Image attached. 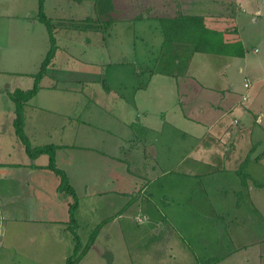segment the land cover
<instances>
[{"label": "rangeland", "instance_id": "obj_1", "mask_svg": "<svg viewBox=\"0 0 264 264\" xmlns=\"http://www.w3.org/2000/svg\"><path fill=\"white\" fill-rule=\"evenodd\" d=\"M53 1L47 0L48 9L53 6ZM72 1L74 4L68 15L83 17L85 13L89 12L90 2L93 0ZM79 1L81 2L80 6ZM194 1L195 3H193ZM197 1L200 3H196ZM30 2L32 7L31 18H35L36 25L32 29L33 51L27 60L26 69L35 74L38 72L40 61L44 56L41 53L46 52L50 43L46 26L38 20L37 0H28V3ZM112 2L113 11L109 10L106 13L109 19L111 18L110 22L104 24L101 20L97 21L100 27V35L96 31L87 33V31L78 29L82 24L81 20L75 22L77 28H61L57 32V43L58 48H60L58 54L60 56L58 55L59 58L58 61L56 59L57 64L54 68H72L67 62L72 56L75 60L74 68L80 69L81 73L79 76L77 74L78 77L74 81H68V83L61 79L54 80V77L50 78L49 76H46L42 81L44 84L53 81L59 82V85L64 86L65 84L70 89L64 86L65 88L55 99L43 97L45 93L39 92L35 98L30 100L32 107L29 109L28 125L32 126L35 122L44 121L53 125L51 134L54 133V126L56 131L52 139L34 140V144L46 143L37 145L43 146L55 142L53 144L61 146V139L58 137L62 133L64 137H74L75 139V146L56 148L57 166L67 175L69 184L77 196V205L72 208L75 223H68L70 221L69 204L74 201V198L66 190H58L54 194L50 187L46 186L44 190L38 189V192H42L43 198H48L51 205L57 197L62 203L68 204L66 206L68 216H65L62 211L55 210L50 204L44 203V206H37L36 208L28 207L31 206L28 202L29 196L31 198L36 196L35 189L28 187L27 174L22 180L19 179V182L17 179L15 180L17 168L9 169L10 172L7 173L8 168L15 167L12 162H18L22 159L18 156L19 145L7 139L0 152L1 159L7 164L0 169L6 174L4 179L0 180V206L4 212L7 210L9 214L15 215L11 218V215L1 214L3 218L0 220V260L4 261V264L64 263L65 260H62V255L64 254L66 259L74 248V233H76L83 248L90 233L98 227V233L101 230V235L95 239L99 241L98 246L106 251L107 255L105 253V256H102L103 259H100L95 247L91 245L80 264H125V262L127 264H264V242L261 246H251L249 252L232 254L235 248L228 240L229 228L227 233L223 230L218 232L219 228H222L220 225H227L229 218H233L232 214L237 209L246 215V220L251 215L258 223L251 227L257 233L247 236L251 239L250 241H254L253 239L256 237H261L260 240L264 239V219H258L260 215L256 209L253 213L251 207L248 206L249 200H244V197L249 195L248 191L246 195L237 192L231 193L232 204L227 202L223 206L222 203H219L222 201L221 191L228 187L237 186L238 183H242V180L247 183L255 181L262 185L264 183L263 170L252 175L251 172L254 170L246 165L244 167L246 173L243 177L236 172L227 175L220 174V178L216 175L208 184L211 190L209 188H207L208 191L206 190L213 204L211 205L204 202V183L200 185L199 180L194 175L190 176L184 168L179 169V165L176 164V161L184 156L185 151L189 149L192 137L188 135L183 137L175 126L166 123L163 129L145 132L147 139L153 141V146L147 147L145 153L147 155L148 152H151V156H144L140 148L119 154L121 146L132 135L130 122L135 121L136 129L142 125L138 121L142 112L135 111V108L128 106L122 98L123 96L126 101L127 99L130 100V97H127L128 92H130L128 88L133 86L131 81L135 80L132 74H137V72L141 74L144 70L147 74L150 68L154 70L165 68L160 63L149 66V58L152 57L143 56V54L144 59L149 60L146 63L140 60L143 57L139 56L138 52H141L145 47L148 48L149 43L137 44L138 41L142 40L141 38L138 39L141 34L136 33L137 19L142 20L145 28H156L159 25V17L171 15L173 12L177 14L179 12L184 14L187 11L196 12L198 10L195 6L200 5L201 2L204 3L202 5L204 16L217 18L219 28L229 25L236 27V35L238 34L243 42L245 53L243 57L197 53L194 58V72L202 75L204 80L211 85L217 84L220 93H224L223 89L230 87L239 95L246 93L249 102L255 93V84L261 83L259 79L264 76V1L112 0ZM92 18H96V15ZM100 18L104 19L105 17L100 16ZM51 21L53 24L52 19ZM65 21L70 22L69 20ZM71 22L74 21L71 20ZM228 28L231 29L232 26ZM110 31H112V37L106 42H101V38H108ZM124 31L128 32V36L133 32V37L130 36V40H133L132 52L126 43L125 35L122 34ZM145 31L149 30L145 29ZM162 38L164 40L163 34ZM151 41L155 40L151 38ZM149 48L152 47L149 46ZM255 48L258 50L257 52L254 51ZM161 51L164 52L161 55L164 61L170 59L169 55L165 54L167 52L166 47L162 48ZM126 60L131 66L125 64ZM243 69H245L246 74ZM98 74L101 75L99 82L97 80L99 79ZM145 74H142L140 78L145 80ZM91 77L95 81L89 80ZM245 78L250 82L249 88L244 86ZM257 78L259 79L252 82ZM104 81L106 85H111L120 91L118 93L121 97L106 94L103 88ZM48 92L51 93V91ZM159 96L160 103H152L153 110H155V112L153 111L154 114L159 113L156 110V105H166L162 95ZM46 107L51 111H46ZM4 116L6 115H3L2 118L6 119ZM230 118L231 116H229ZM232 121L234 124H238V120ZM153 122L156 123L157 120L154 119ZM3 123H5L4 120ZM138 130L140 132V129ZM218 135L216 132H212L210 137H204V141L207 140L210 144V147L204 148V156L208 159L212 157V162L215 164H217L215 158L227 152V148H230L233 139L231 133L226 136ZM66 140L68 141V139ZM201 142L198 144L200 145ZM16 143L19 144V141ZM249 145L250 141L247 139L233 144V148L227 153L229 155L234 154L233 163L235 164H228V169L234 167L236 171L240 170L249 152ZM3 154L4 156H1ZM22 154L21 149V156ZM8 155H10L9 158H7ZM69 155L72 157L71 159ZM250 156L251 159L254 158V154ZM40 161L46 162L47 155L45 154ZM116 161L122 162L124 166L128 165L132 171L138 173H140L139 169L146 166L145 175H148V178L150 176L151 179L141 193L140 189L143 187V182L137 180L135 184L133 181L129 182V180L113 174L116 172L113 169L117 165L118 168L123 166ZM187 163H191L190 159L187 160ZM154 165L161 166L166 171L158 170L156 174L154 171L152 172ZM216 166L219 168L221 165L217 164ZM5 167L7 168L5 169ZM203 169L204 166L197 170ZM215 169L212 168V171H216ZM56 178H58V187L59 177L56 176ZM200 186L203 188L202 190H200ZM101 191L103 193L98 195V192ZM87 193H90L91 198L87 197ZM126 195L128 196L127 199H125ZM148 198L152 200L147 201ZM126 200L129 202H125ZM238 200L245 203L240 209L234 204ZM124 206H131V208H123ZM135 206L137 208L146 206L148 209L155 206V214L153 215L158 220L157 215H166L167 219L164 220V217V223L161 225V235L152 230L151 224L144 222L146 225H136V220L132 218V214L138 213L139 209L131 211ZM256 207L264 210V206ZM120 211L121 213H130V222L126 219H116L118 220L116 223L115 221H108L110 217L112 218ZM220 217L223 218V223ZM63 219L65 221H62ZM146 219L147 217H144L143 221ZM137 221L140 222L138 219ZM249 221L247 220V222ZM216 222L217 226L214 225ZM72 225H74L75 231L70 227ZM121 233L125 236V243H122ZM243 240L248 241L246 238ZM237 243L240 244L239 239H236L235 244ZM99 251L101 252L98 250V253ZM258 251H260V257ZM229 253L232 256L226 257L225 255H229ZM244 254L249 257V262H242V255ZM111 256L112 260L110 259ZM174 256H178V258H173ZM258 258L260 259L257 260Z\"/></svg>", "mask_w": 264, "mask_h": 264}, {"label": "crops", "instance_id": "obj_2", "mask_svg": "<svg viewBox=\"0 0 264 264\" xmlns=\"http://www.w3.org/2000/svg\"><path fill=\"white\" fill-rule=\"evenodd\" d=\"M31 1V0H30ZM82 1V0H81ZM254 1V0H251ZM257 1V0H255ZM264 1V0H263ZM54 4L51 7V9L47 8V0H44V12L47 17L53 20V34L56 40V51L54 54V57L52 58L51 63L48 65L47 72L43 75V77L39 80V89L36 92V94L31 97L25 104H24V132L25 135L28 137L29 141L31 142L32 146H37L41 144L46 143H33L34 140L38 139H52L53 134H55V126H54V133L51 134V130L53 129V125H50L48 123H45L44 121L41 122H35L34 125L30 126L28 125V114H30V108L32 107V104L30 103V100L35 98L39 92H44L43 97H52L58 98L60 95L59 93L63 88L66 87V85H59V82H50L47 84L43 83V79L46 76L54 77V80L61 79L62 81H74L76 77L79 76L81 73V70L78 68H74L75 66L73 63L75 60L73 57H69L67 62H69L70 66L72 68H63V67H56V59L58 61L59 58V49L58 43H57V32L59 29H75V22L77 20L85 19L86 17H94L96 15L95 11V2L96 0H93L90 2L89 6V12L85 13L83 17H79L77 15H68L69 12L72 10L73 1L71 0H54ZM71 2V3H70ZM33 3V2H32ZM68 3V4H66ZM79 6L81 2L79 1ZM195 3V1L193 2ZM196 3H200L197 1ZM202 5L204 3L201 2L200 5H196V12L187 11L184 14H190V15H204V9L202 8ZM31 2L28 3V0H0V152L1 147L6 140H10V142L15 143L18 146V156L21 157L20 161L18 162H12L15 164L14 168H8L7 173H9V169H16V176L15 180L17 179V182H19V179L22 180L24 175L27 174V184L29 183L28 187L35 189V194L33 198H30L28 201L32 208H36L37 206H44L45 204H50L48 198H43V193L38 192V189L44 190V187L48 186L56 194L58 192V178H56V175L50 171L49 169L44 168V166L48 162V155H47V161H40L39 160L45 155L40 154V157H36L35 159H30V157L27 155L24 149V145L21 143L20 139L15 133L13 120L15 117V104L14 101L11 98L12 92L15 90H22L26 91L30 88H32L34 84V73H30L27 68V60H29V57L32 55L33 51V32L32 29L36 25L35 18H31ZM37 9H38V0H37ZM184 9V8H182ZM195 9V8H194ZM244 10V9H243ZM126 18V17H125ZM213 18V17H209ZM39 20V19H38ZM65 20H69L65 21ZM71 20L74 22L72 23ZM40 21V20H39ZM136 24V33L138 32L141 34V41H138L137 44L143 43L148 44L152 48H144L141 50V52H138V55L143 56H149L152 58H149V66L156 65L158 63L162 64L165 68L164 69H157V70H151L146 72H142L141 74L137 72V74H132V77L134 76V81H131L133 83V86H129L130 92H128L127 97H130V100L126 99L122 96L125 103L135 108V111L142 112L140 118L138 117V121L142 124L140 128V132L138 129H136V126L134 125L135 121H131L130 130L132 132V135L129 137L128 141L121 146V150H119V154L124 153L128 150L130 152L131 150H134L135 148H140L144 154V156H151V152H148L146 155V148L153 146V141L148 140L146 137L145 132H148L149 130H160L164 128V124H169L170 126H175L179 129L180 135L183 137L185 135H188L189 137H192L190 147L188 150L185 151L184 156H181L177 161L176 164L179 165V169L184 168L186 170V173L190 176L194 175L198 180L200 185L204 183V202L210 203L209 193H206V190L208 184L210 183L211 179H214V177L217 175L218 178H220V174L227 175L231 172L238 173L234 167H231L230 169L227 168V165L234 162L235 156L234 154H228L227 152L233 148V144L236 142H241L242 140L247 139L250 141L249 145V152L247 154L248 162L247 165L249 168H252L251 174L255 175L257 174V171L263 170L264 171V76H261V79L257 78L252 80V82L259 79L261 83L255 84L254 90L255 93L253 94L251 100L248 102V95L241 94L235 92V90L230 87L223 89L224 93H220V90L218 88V85H211L210 83L206 82L204 80V77L202 75H199L198 73L194 72V58L197 53L191 54L186 61L183 62L180 66L177 65V62L171 59H168L166 61H158L160 55L162 54V47H163V38L162 31L160 28V25H158L156 28H145L143 25L142 20L137 19ZM127 22V21H124ZM42 23V22H41ZM44 24V23H43ZM81 29V28H78ZM145 29L149 31H145ZM84 31L89 32H97L100 35L99 29H81ZM128 32L124 31L122 34L125 35L126 43H128L129 50L132 52L131 46L133 43V40H130L133 37V32L130 33V36L127 35ZM112 31H110V35L108 38H101V42H106L109 40L110 37H112ZM137 34V35H139ZM121 35V36H123ZM48 36V35H47ZM124 37V36H123ZM153 38L155 41H151L150 39ZM49 41V36H48ZM146 41V43H145ZM243 43V42H242ZM244 45V44H243ZM49 47L47 48V50ZM46 50V52H47ZM255 52H257V48L254 49ZM46 52L41 53L46 54ZM150 52H152L150 54ZM143 54V56H142ZM59 55V56H58ZM137 55V56H138ZM44 56L42 57L41 61L43 60ZM138 56V57H139ZM140 57V58H141ZM143 63H146V59H140ZM40 61V63H41ZM129 61L126 60V65L131 66ZM159 64V65H160ZM60 65V63H59ZM154 65V66H155ZM40 67V64H39ZM135 67V66H134ZM155 68V67H154ZM243 72H245V69H243ZM102 73V72H101ZM78 74V76H77ZM142 74H145L146 79L140 78ZM246 74V72H245ZM99 79L98 82L101 80V75L98 74ZM247 77V76H246ZM130 79V78H129ZM89 80H94L89 78ZM95 81V80H94ZM245 83H248V86H244L246 88H249L250 82L247 78L244 79ZM5 85V86H4ZM152 85V86H151ZM70 89V87H66ZM104 90L106 91V94L114 95L115 97H121V95L118 93L120 91H117L113 86L106 85L104 81ZM224 88V87H223ZM148 92L146 93V91ZM48 91H51L49 93ZM162 95V99L165 102V106L156 105V110L159 111L158 114H154L153 110L154 106L152 105L153 102L160 103V96ZM45 101V100H44ZM49 101V99H47ZM248 102V103H246ZM154 104V103H153ZM159 106V107H158ZM43 108V107H41ZM45 109V108H44ZM46 111L48 110L46 107ZM168 111V113H167ZM3 115L6 119L2 118ZM156 115V116H155ZM229 116L231 118L229 119ZM133 117V115H132ZM156 119L157 122L154 123L153 120ZM3 120L5 123H3ZM232 120H238V124H234ZM175 122V124H172ZM7 123V124H6ZM136 131V132H135ZM65 132V131H64ZM212 132H216L219 134L218 136H226L230 135L232 136V143L230 145V148H227V152H225L224 155L217 156L216 162L217 164H220L221 166L218 168L214 162H212V157L209 159L204 156V148L210 147L209 142L206 140L204 141V137L208 138L210 137ZM47 138V139H46ZM61 139L60 144L61 146L58 147H71L75 146V139L64 137V134L62 133L60 137ZM219 138V137H218ZM68 139V141L66 140ZM19 141V144L16 143ZM202 141V142H201ZM198 142H201L199 145ZM55 143V142H53ZM51 143V144H53ZM73 144V145H72ZM56 145V144H54ZM198 145V146H197ZM21 149H22V156H21ZM59 149V148H58ZM8 152V151H6ZM2 154V153H1ZM251 154H254V158L251 159ZM1 156H4L1 155ZM6 157V156H5ZM10 155H8L7 158H9ZM69 158L72 157L69 155ZM119 159V157L117 156ZM122 159V158H120ZM146 159V158H145ZM191 161V163H187V160ZM246 160V159H245ZM58 162V156H57V150H56V164ZM117 163L123 165L119 166L117 165L116 168L113 169V174L116 176H120L123 179L133 181L135 184L137 180H139L143 185L140 189L143 191V189L147 186V184L150 182L151 177H147L146 174V166H143L142 169H139L138 173L137 171H132L128 165L124 166L122 162ZM158 164V162H157ZM7 165L0 157V169L1 167ZM201 171H198V168H203ZM7 167H5L6 169ZM177 168V167H176ZM212 168H216V171H212ZM159 171H164L165 169L161 166H156L152 168V172L154 171L156 174ZM171 170V169H170ZM174 170V169H172ZM235 170V171H234ZM166 171V170H165ZM5 172L0 170V180L4 179ZM6 178V177H5ZM114 179V177H112ZM136 180V181H135ZM53 181V182H52ZM132 186V185H131ZM227 188V187H226ZM203 188L200 186V190ZM210 189V188H209ZM211 190V189H210ZM90 191V190H89ZM88 191V192H89ZM248 191L249 195H246V192ZM222 192V201L219 202L220 204L224 206L225 203L232 204L233 197L231 196V193L237 192L241 193V195L245 194L244 200H249L248 206L251 207L252 212L254 213V210L256 209L257 213L260 215L258 219L263 220L264 219V210H260L256 206H264V183L260 185L259 183H256L255 181H249L248 183H238L237 186L234 187H228L227 189L221 191ZM103 193V191L98 192V195ZM125 193V192H120ZM42 196V197H41ZM59 196V195H58ZM28 197V196H27ZM26 197V198H27ZM87 197L91 198L90 193H87ZM152 197V196H151ZM128 196H125V199H127ZM112 202V199H110ZM152 199H147V201H151ZM263 200V202H262ZM261 201V202H260ZM27 202V203H28ZM125 202H129V200H126ZM171 202L172 199H171ZM53 205L50 204L55 210L62 211L65 216H68V204H64L58 200V197L56 200H54ZM236 206L241 208V206H244L245 203L242 200L235 201L234 203ZM112 205V204H111ZM246 206V207H248ZM7 207V206H6ZM66 207V208H65ZM58 208V209H56ZM123 208H131V206H124ZM67 209V210H66ZM139 209L138 213H135V215L132 214V218H134L136 221L137 226H142L146 224L152 225V230L154 232H157L159 235L161 231V225L164 223L163 221L167 218L165 216H161V214L157 215L159 217V220L154 217L153 214H155L154 209L155 206H153L151 209L146 208V206H141L140 208H137V206L134 207L133 210ZM126 211V209H123ZM151 212V214H149ZM9 214L7 210L4 212L0 206V220L3 218V215L1 214ZM5 214V215H6ZM15 214L11 215L14 216ZM142 215V217H140ZM233 218H229L227 225L221 224L222 228H219L218 232H225L227 233L228 228L229 232L227 233L229 238L228 240L232 245L234 246L235 250L232 252V254L235 253H243V252H249L251 246L257 245L261 246L262 242H264V239L260 240L261 237H256L253 240L247 237L248 235H254L257 232H254L251 227L252 225H257L258 223L255 222L254 216H248L247 220H250L247 222L246 215L243 212H239L237 209L232 214ZM256 216V215H255ZM147 217L145 221H143V218ZM162 217V218H161ZM165 217V218H164ZM164 218V220H163ZM17 219V218H15ZM126 219L130 222V213H118L114 215L112 218L108 220L109 222L115 221V223L118 220ZM137 219L140 221L138 222ZM221 222L223 223V218L220 217ZM62 221H65L63 219ZM128 221H126L128 223ZM143 222V223H142ZM146 224H145V223ZM167 222V221H165ZM214 225H218L217 222L214 223ZM103 227V226H101ZM100 227V228H101ZM226 227V228H225ZM104 228V227H103ZM103 228H101L103 230ZM160 230V231H159ZM170 231V230H169ZM101 230L98 233L97 236L101 235ZM169 234V233H168ZM177 234V233H176ZM175 236L177 237V235ZM96 236V237H97ZM122 237V243H125V236H123V233L120 234ZM243 238H246L248 240L245 242ZM264 238V237H263ZM236 239L240 240V244L236 242ZM243 240V242H241ZM99 241L96 239L94 240V243L92 244L93 247H95V250L97 254L100 256V259H103V255L106 253L101 247L98 246ZM0 245H1V236H0ZM94 250V251H95ZM98 250H101V252ZM109 251V250H108ZM227 253V251H226ZM232 254L229 253L226 254V257H229ZM259 257H260V251H258ZM107 255V253L105 254ZM104 255V256H105ZM243 259L242 262H249V257H247L245 254L242 255ZM169 257H171V254H169ZM85 258V255L81 258V260L77 263L80 264L82 260ZM173 258H178V256H174ZM112 260V256L110 257ZM258 258L257 260H259ZM62 260H65L64 254L62 255ZM4 261L0 260V264H4ZM64 264V263H61ZM127 264V262H125Z\"/></svg>", "mask_w": 264, "mask_h": 264}, {"label": "trees", "instance_id": "obj_3", "mask_svg": "<svg viewBox=\"0 0 264 264\" xmlns=\"http://www.w3.org/2000/svg\"><path fill=\"white\" fill-rule=\"evenodd\" d=\"M109 10L113 11L112 0H96V18L86 17L83 21H80L82 24H80L79 28H92L96 30L100 29L97 21L101 20L104 24H108L111 18L109 19L106 13ZM37 15L40 22L44 23L47 28L50 46L40 63L38 72L34 74V84L32 88L26 91L18 89L11 94V98L15 104V117L13 120V125L15 133L24 145L25 152L30 157V159H35L40 154L48 155V162L44 168L49 169L59 177L58 190H66L74 198V201L69 204L70 221H68V223H75L72 208L77 205V196L74 189L69 184L67 175L56 164L55 155L56 148L58 146L54 144H48L33 147L28 137L25 135L23 129L24 104L38 91L39 80L47 72L48 65L51 63L57 48L56 40L53 34L54 25L52 24L51 19L47 17L44 12V0H38ZM100 16H104L105 18L101 19ZM158 19L162 34L164 36L162 48L166 47L167 52L165 54H168L171 60H175L178 66L183 64V62L194 53L221 54L235 57L244 56L245 48L238 34L236 35V27L229 25L219 28L217 18H209L204 15L182 14L180 12L177 14L173 12L171 15L162 16ZM74 25L77 27L76 24ZM230 26H232L231 29L228 28ZM161 55L158 60L160 62L161 60L164 61L162 59L163 56L161 57ZM247 162L248 158H246V160L243 162L240 170L237 171L240 173L241 177H243L244 173H246L244 171V167L247 165ZM242 183H245V180H242ZM70 227L74 229V225ZM97 233L98 227L90 233L89 239L83 248L76 233H74V248L72 253L65 259L64 264H77L84 256L86 251L90 248V246L94 243Z\"/></svg>", "mask_w": 264, "mask_h": 264}, {"label": "built area", "instance_id": "obj_4", "mask_svg": "<svg viewBox=\"0 0 264 264\" xmlns=\"http://www.w3.org/2000/svg\"><path fill=\"white\" fill-rule=\"evenodd\" d=\"M245 86H248V83H245Z\"/></svg>", "mask_w": 264, "mask_h": 264}]
</instances>
